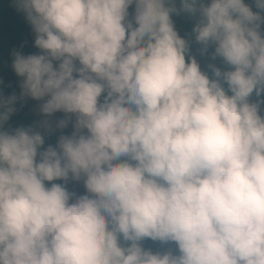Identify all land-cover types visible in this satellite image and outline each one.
<instances>
[{
  "label": "clouds",
  "instance_id": "clouds-1",
  "mask_svg": "<svg viewBox=\"0 0 264 264\" xmlns=\"http://www.w3.org/2000/svg\"><path fill=\"white\" fill-rule=\"evenodd\" d=\"M181 4L17 0L44 53H14L23 95L73 131L44 149L31 128L0 130V264H264V16L245 0ZM181 10L229 70L186 62Z\"/></svg>",
  "mask_w": 264,
  "mask_h": 264
},
{
  "label": "trees",
  "instance_id": "trees-1",
  "mask_svg": "<svg viewBox=\"0 0 264 264\" xmlns=\"http://www.w3.org/2000/svg\"><path fill=\"white\" fill-rule=\"evenodd\" d=\"M203 2L210 4L211 0H203ZM174 3L178 10L182 9L181 0H174ZM245 4L251 7L253 12H260L256 8L254 0H245ZM166 6L170 7L171 5L166 4ZM128 12V19L131 20L135 14V5L130 6ZM260 14L264 16V12H260ZM171 18L181 38L189 43L190 50L186 54V62H190V57H195L201 67V71L208 74L210 78H212V73L209 65H207L208 62L215 64L221 70H229L221 58H217L215 61L212 60L215 46H211L208 53H201L202 46L196 43L193 32L200 19L199 13L192 15L181 10L178 15L173 13ZM261 33L264 35V25L261 26ZM36 35L27 19V14L19 10L17 0H0V102L6 101L13 96L16 97V101L12 105L15 111L0 130L10 133L20 128H31L37 132L40 130L39 121L33 117V112L39 113V100L23 95L22 77L18 76L13 68L14 53L24 56L44 54L35 46ZM256 99L255 94H253L252 101L255 102ZM3 111L4 109L0 107V112ZM50 127L52 129L51 132H49L48 128L41 133L39 132L45 140L44 149L48 146L55 147L61 135H70L73 131L71 124L64 130H60L54 125ZM44 149H41V151ZM55 183L64 184V181H55ZM67 189L69 192L79 195V188L74 181L70 180L67 183ZM163 246L159 242H155V247L160 248Z\"/></svg>",
  "mask_w": 264,
  "mask_h": 264
},
{
  "label": "rangeland",
  "instance_id": "rangeland-1",
  "mask_svg": "<svg viewBox=\"0 0 264 264\" xmlns=\"http://www.w3.org/2000/svg\"><path fill=\"white\" fill-rule=\"evenodd\" d=\"M207 65H210V63L208 62ZM24 78H21V81H23ZM47 98H45L46 100ZM45 101L39 100V113L33 112V117L35 119H37L39 121V125H40V130L39 132L41 133L43 130L47 129L48 127L45 126V123H47L48 126L54 125L56 127L57 123L61 120V119H65L66 115L62 112H58L53 114L52 116H46L42 113L41 111V105L44 103ZM72 121L74 123L75 121V117H72ZM57 128V127H56ZM75 182V185L79 188V195H83L86 194V190L83 186V182ZM145 243V247L151 248L154 251H163L166 247L169 246H163L160 248L155 247V242L151 241V240H147L144 242Z\"/></svg>",
  "mask_w": 264,
  "mask_h": 264
}]
</instances>
